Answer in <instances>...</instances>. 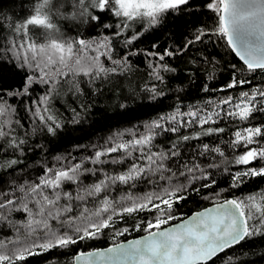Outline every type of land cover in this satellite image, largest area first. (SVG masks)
Here are the masks:
<instances>
[{"label":"snow or ice","instance_id":"1","mask_svg":"<svg viewBox=\"0 0 264 264\" xmlns=\"http://www.w3.org/2000/svg\"><path fill=\"white\" fill-rule=\"evenodd\" d=\"M15 7L0 8V75L23 73L15 91L0 86V264H31L107 230L113 239L130 231L146 235L73 251L70 264H215L217 258L236 264L235 250L264 239V188L221 199L224 191L264 178V80L254 83L264 74V0H20L19 13ZM197 10L210 12L214 26H194L195 35L176 48L154 42L143 50L149 62L147 82L137 85L142 95H123L130 58L141 55L135 42L169 17ZM212 37L239 58L229 64L227 83L209 85L216 62L208 55L186 62L194 67L179 79L169 58ZM118 44L125 50L119 55ZM202 77L206 98L184 105L178 88L167 111L77 145L79 156L52 155L38 142L66 127L58 107L63 97L86 98L65 107L72 113L67 123L80 124L105 92H119L120 108L138 98L157 104L171 81ZM17 97L27 99L26 116L18 115ZM38 150L40 158L29 164ZM222 167L230 184L214 191V170ZM204 190H213L203 195L211 208L188 218L176 214L190 194ZM130 218L131 229L120 227Z\"/></svg>","mask_w":264,"mask_h":264},{"label":"trees","instance_id":"2","mask_svg":"<svg viewBox=\"0 0 264 264\" xmlns=\"http://www.w3.org/2000/svg\"><path fill=\"white\" fill-rule=\"evenodd\" d=\"M204 0H195L197 5L203 3ZM13 4L16 7L12 10L17 13L20 12L19 4L20 0H0V8H10ZM187 21V22H186ZM215 20L212 18V14L207 11H199L192 16H186L183 19H176L169 17L166 24L158 26L154 30H149L141 38V40L135 42L134 49L141 50V55L132 56L130 58L131 72L128 74V79L124 81L122 87L124 89L123 95H131L135 91L137 96L142 95L137 89V85L141 87L147 82V71L149 58L145 57L142 53L143 50L150 49L152 44L160 43L167 46L176 48L180 44H183L186 39L195 35L194 26H207L213 27ZM138 26V25H137ZM134 29L129 30V34ZM224 41H218L216 37H212V42L209 43L205 38L204 43H196L192 46L188 55L169 58L171 63L177 67V76L179 79H184L188 75L187 69L194 67L191 63L193 57L200 58L204 55L211 56L215 63V80L207 81L211 87L219 88L227 83L230 77L229 64L237 63L238 58L235 54H230L224 47ZM121 51H125L117 45V55ZM211 67V66H210ZM18 69L13 71H5L0 75V86L5 89L12 88L16 90V86L21 84V77L23 73L17 75ZM206 78L184 80L183 84L178 81H171V88H166L164 85L159 87H165V93L167 98L161 97L162 103L154 104L147 99L141 101L139 98L133 102L127 101V108L118 107L119 104L124 103L119 96V92L110 96L108 92H105L102 96H97L94 100L95 107H93L87 114H81L82 122L80 124L67 123L68 118L71 117V111H65V107L77 106L81 102L85 101V97H80L79 100H75L74 97H63L58 107L63 112L66 127H64L59 136L49 137L48 139H39L38 142L45 146V149L52 155L72 153L79 156L80 153L77 150V145L93 144L102 141L103 138H107L117 129H124L132 125H142L147 121H151L156 118L158 113H162L168 110L170 105L177 102L175 90L180 88L182 91L179 93L184 105L198 103L201 98H206L205 93L201 92L202 82ZM264 80V74L258 73L256 81L259 83ZM37 91L35 95H38ZM210 95V94H209ZM70 100L74 103H70ZM20 109L18 115L26 116L24 109L27 106V99L24 103L20 102V98L17 97L13 102ZM25 123L27 121L25 120ZM207 142V140L205 141ZM31 155V154H30ZM41 156L38 150L33 160L29 161L32 164L34 160L39 159ZM216 172L214 178L217 180V186H214V191H220L222 189H228L230 184V178L223 173V167L220 170H214ZM199 183V182H197ZM261 188H264V178H254L247 181L239 189H230L222 193L223 198L228 197H241L249 192H259ZM147 190V189H145ZM213 190H204L202 195L190 194V198L182 202L177 206L176 214L178 216L185 217L195 210L201 209L213 203L211 200H206L203 195L208 194ZM133 219H129L127 224H121L120 227L132 228L134 224ZM172 221L170 223H173ZM145 234L139 231H130L123 237L112 238L110 230H107L104 235L99 236L95 240H86L78 246H73V250H52L51 252L44 253L40 256L31 258V264H70L73 251H89L101 247H106L111 244L117 243L122 240H126L132 237ZM238 255L239 261L251 262V264H264V239L259 237L246 243L244 252H240L239 249L235 250ZM215 264H221V258H217Z\"/></svg>","mask_w":264,"mask_h":264},{"label":"water","instance_id":"3","mask_svg":"<svg viewBox=\"0 0 264 264\" xmlns=\"http://www.w3.org/2000/svg\"><path fill=\"white\" fill-rule=\"evenodd\" d=\"M237 58H238V57H237ZM238 59H239V58H238ZM228 198H233V197H228ZM212 206H213V203L210 204V205H208V206H205V207H203V208H201V209L195 210V211H193L192 213H190L189 215H187V216H185V217H183V218L191 217V216L194 215L195 213H197V212H201V211H203L205 208H211ZM175 223H176V221L173 222V223H170V225H171V224H175ZM170 225H166L165 227H168V226H170ZM144 235H146V233H145V234H142V235H139V236H136V237H132V238L126 239V240L119 241V242H117V243H120V244H126L127 241H129V240H134V239H140V238H141L142 236H144ZM117 243H114V244H117ZM114 244H111V245L106 246V247H101V248H97V249L89 250V251L104 250V249H107V248H109V247H112Z\"/></svg>","mask_w":264,"mask_h":264}]
</instances>
